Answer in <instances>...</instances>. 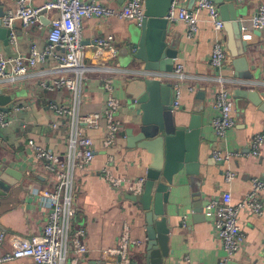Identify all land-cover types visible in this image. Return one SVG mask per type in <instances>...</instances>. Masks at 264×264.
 I'll return each mask as SVG.
<instances>
[{"label": "crops", "instance_id": "obj_1", "mask_svg": "<svg viewBox=\"0 0 264 264\" xmlns=\"http://www.w3.org/2000/svg\"><path fill=\"white\" fill-rule=\"evenodd\" d=\"M14 1L1 0L4 8L13 7ZM98 1L105 6H120L118 0ZM259 1L244 0L241 4L242 18L251 17ZM42 3L43 0H33L36 6ZM187 6L188 0L185 7ZM43 21L47 20L43 18ZM129 25L128 22L114 18L107 21L97 19L82 21L81 36L86 46L84 63L92 68L85 73L86 79L81 93L82 111L92 112L102 107L109 95L103 87V80L109 79L113 87L112 95L120 103L119 115L124 122V130L116 144L107 151L100 149L98 145L100 134L89 133L96 143L93 160L84 171L75 172L73 205L76 208V216L73 225L86 231V244L89 249L82 259V264H116L114 259H103L100 251L116 246L122 226L125 224L129 226L131 234L136 239L144 242L140 248L132 251L135 262L138 264L146 262L145 225L138 205L129 200L130 195L124 190L113 189L99 177V171L107 167L109 157L113 158L109 170L115 178L144 179L147 164V156L139 150L130 149L125 137L130 118L124 101L125 78L118 66L117 54L119 53V58L123 55L126 29ZM48 30V21L26 28L20 21H15L14 39L7 47L0 44V54L6 58L16 56L26 58L32 46L37 52H41L47 46ZM171 30L178 36V55L175 64L183 65L184 75L181 81L179 107L173 109L174 112L177 116H184L187 119L192 114L196 103L195 97L201 87L205 88L206 99L201 112L199 175L191 177L180 173L173 178L168 204L165 205V214L169 219L167 254L161 260V264H217L223 255L221 242L214 230L213 220L204 217L203 207L223 192L231 194L232 203L239 202L251 190V180L264 175V145L258 157H253L249 153L251 138L264 131V111L244 99H233L232 117L235 126L224 138H215L211 121L217 115L212 108L213 95L217 90L214 81L217 73L209 64L213 30L211 23L208 22L207 13L203 10L198 12L197 32L191 38L187 36V26L183 22L171 23ZM252 36L253 52L250 55V63L255 68L253 80L234 79L232 69L224 71L222 75L227 78V82L229 81L228 89L231 93L235 89L255 91L264 101L261 36L256 32ZM98 38L111 40V45L116 50L115 58L95 57L93 43ZM224 41L226 45L225 32ZM230 62L231 57L226 50L227 66H230ZM59 73L62 74L56 72L55 65L49 59L45 65L38 64L30 68L26 76L3 86L17 92L14 106L25 107L22 111L14 113L16 120L7 128L0 130V159L23 174V179L1 199L0 236H3V252L10 250L11 243L16 238L40 235L47 221V210L39 204L37 193L49 191L51 186L41 170L40 161L36 160L27 142L31 140L62 157L66 154L68 129L54 130L51 127L57 121V117L48 109V103L54 101L70 106L72 96L65 90L45 92L37 87L41 80ZM213 148L222 153H230V159L221 164L214 162L211 156ZM226 171L234 175L229 183L224 182ZM195 204H199L200 210L196 214ZM238 225L244 243L241 250L233 256L232 264H264V208L263 214L258 217L240 213ZM10 264L34 263L19 260Z\"/></svg>", "mask_w": 264, "mask_h": 264}, {"label": "built area", "instance_id": "obj_2", "mask_svg": "<svg viewBox=\"0 0 264 264\" xmlns=\"http://www.w3.org/2000/svg\"><path fill=\"white\" fill-rule=\"evenodd\" d=\"M187 0H173L169 11L170 23L179 21L187 26V36L193 37L197 32V14L207 13L211 23L213 39L209 59L210 67L217 73L214 81L217 90L213 95L212 108L217 115L211 121L215 138L222 139L234 128L233 98L228 89L227 78L222 74L231 67L226 64V45L224 41L223 22L219 18L216 6L210 0H196L191 14L185 7ZM241 5L244 0H234ZM2 26L12 30L10 43L13 41L15 21L23 27L40 24V16L48 21L47 46L37 52L32 46L29 56L6 58L0 54V80L10 83L26 76L30 68L45 65L50 61L55 65L56 74L41 80L37 87L40 91H68L72 96V105L66 106L54 101L48 103V109L57 117L51 127L68 129L67 151L64 157L28 141L36 160L41 163V170L50 183L51 190L39 193V204L47 210V221L40 235L30 238H16L10 250L3 252V236H0V264H10L19 260H29L34 264H82L83 257L89 252L86 244L87 233L83 228H76L73 221L76 208L73 205V187L75 172L84 171L94 157L95 141L89 133L100 134L98 145L102 150H109L116 144L124 130V122L119 115L120 103L112 95L111 80L104 79L103 87L109 93L102 107L96 111H82L81 93L85 73L92 70L84 63L85 45L81 36L82 21L97 19L107 21L114 18L119 21L134 23L139 26L144 19L143 0H125L120 6H105L98 0H43L41 5H34L33 0H15L13 7H3ZM242 39L252 42V34L261 36L260 50L263 59L262 81L264 84V0H260L251 17L240 18ZM95 57L115 58L116 50L108 38L94 41ZM183 65L175 64L170 74H150L163 82H171L173 86V109L179 107L181 81L184 78ZM192 91V90H191ZM190 91V92H191ZM21 107V108H20ZM23 106L10 107L8 113L0 112V130L7 128L16 120L14 113L24 109ZM11 111V112H10ZM264 145V131L254 135L249 142V153L253 157L260 155ZM213 161L224 163L231 157L230 153H222L213 148ZM113 158L109 157L108 165L99 171L101 180L113 189L124 190L131 196L142 194L144 179L129 180L112 176L109 166ZM233 173L226 171L224 182L229 183ZM264 175L251 180V190L237 203H232L231 194L223 192L218 198L208 201L203 207L205 218L213 220V227L221 242L222 257L217 264H232L233 256L239 252L244 237L238 225V216L245 213L250 216H261L264 208ZM144 242L136 239L128 225H123L116 246L100 251L103 259H114L116 264H138L132 251L140 248Z\"/></svg>", "mask_w": 264, "mask_h": 264}, {"label": "water", "instance_id": "obj_3", "mask_svg": "<svg viewBox=\"0 0 264 264\" xmlns=\"http://www.w3.org/2000/svg\"><path fill=\"white\" fill-rule=\"evenodd\" d=\"M125 0H118L122 5ZM144 19L139 26L129 25L123 55L118 66L124 79V101L130 123L125 130L127 146L147 156L142 194L128 196L137 204L145 225V264H161L167 254L169 219L165 214L169 189L173 178L180 173L186 176L199 175V146L202 115L206 99L201 87L195 97L192 114L186 119L173 110V86L150 74H170L178 55V36L172 33L168 21L173 0H143ZM196 0H188L191 14ZM217 8L226 33V50L231 57L230 67L237 80H253L255 68L251 66L252 44L242 39L241 5L234 0H210ZM3 4L0 2V44L7 47L12 30L2 26ZM40 22L43 17L40 16ZM15 27V26H14ZM254 34V33H253ZM257 34V33H256ZM259 34V33H258ZM94 44V43H93ZM0 80V112H9L17 98V92ZM2 86V87H1ZM233 99H244L264 111L262 101L255 91L235 89ZM22 173L9 167L0 159V206L23 178ZM199 204L194 213H199ZM155 260H158L155 262Z\"/></svg>", "mask_w": 264, "mask_h": 264}, {"label": "rangeland", "instance_id": "obj_4", "mask_svg": "<svg viewBox=\"0 0 264 264\" xmlns=\"http://www.w3.org/2000/svg\"><path fill=\"white\" fill-rule=\"evenodd\" d=\"M1 2V0H0ZM131 26H134V23H130ZM119 61V53L117 54V63ZM74 185H75V181H74ZM119 194H122V193H119ZM73 203H74V199H73Z\"/></svg>", "mask_w": 264, "mask_h": 264}]
</instances>
